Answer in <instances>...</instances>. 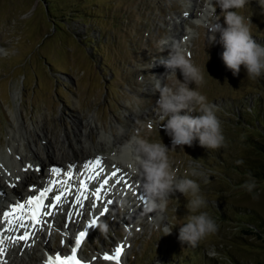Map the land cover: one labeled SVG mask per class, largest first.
Listing matches in <instances>:
<instances>
[{"label": "rangeland", "instance_id": "374dc122", "mask_svg": "<svg viewBox=\"0 0 264 264\" xmlns=\"http://www.w3.org/2000/svg\"><path fill=\"white\" fill-rule=\"evenodd\" d=\"M206 2L213 0H0L4 156L14 127L10 114L19 107L26 123H43L49 138L51 132L71 133L79 122L93 117L107 134L120 137V130H126L134 142L161 139L171 149L162 126L166 121L160 119L156 82H164L166 69L159 62L174 45L185 48L201 69L204 83L198 91L218 108L225 147L206 150L195 143L169 152L178 175L206 172L207 183L189 178L200 183L208 201L202 211L215 219L218 232L196 247L182 244L178 227L187 215V200L179 193L151 215L147 209L128 215L129 206L114 201V209L109 207L81 248L93 264H111L99 255L112 251L117 242L125 245L120 264H264V179L244 174L237 164L248 159L250 164H264V157L250 147L253 141L264 143L263 127L253 126L256 119L264 120V76L248 79L243 67L238 76L226 69L220 58L223 48L211 45L208 30L210 23L223 21L218 8L214 17L206 11ZM241 13L252 21L253 38L264 45V4L249 0ZM177 78L183 80L179 71ZM258 105L257 113L253 110ZM92 139L99 141L96 134ZM113 150L100 151L107 155ZM251 178L257 186L249 193L241 186ZM85 211L90 213V208ZM72 223L75 228L85 226L80 217ZM100 224L107 225L106 233ZM52 233L46 239L50 251L61 252L63 246L68 250L64 232ZM40 242H35V253L43 258ZM213 250L214 257L209 255Z\"/></svg>", "mask_w": 264, "mask_h": 264}, {"label": "clouds", "instance_id": "9594fccd", "mask_svg": "<svg viewBox=\"0 0 264 264\" xmlns=\"http://www.w3.org/2000/svg\"><path fill=\"white\" fill-rule=\"evenodd\" d=\"M248 3L249 0H213L206 2L205 7L213 17L219 9L223 22L210 23L208 30L211 45L219 44L223 48L220 58L226 69L233 76H238L243 67L248 79H257L264 76V45L253 38L252 21L241 13ZM261 3L264 4V0ZM159 64L165 67L166 72L162 76L164 82L159 79L156 82L159 91L157 105L160 119L166 121L162 126L171 138L172 146L169 149L161 139L159 142L136 139L133 171L143 178L150 210L165 209L177 193L186 198L187 215L178 227V238L182 244L196 247L219 230L215 219L202 211L208 206V201L201 193L200 183L189 178L195 176L207 183L208 177L202 170L178 175L169 152L175 151L177 146L184 151V146L193 147L195 143L206 150H218L226 146V138L222 121L217 115V106L208 102L207 97L198 91L204 83V74L189 59L186 49L174 45ZM177 71L182 75V81L177 78ZM169 80L173 81L171 85L167 83ZM192 84L197 88L191 87ZM242 163L237 161V164ZM256 186L255 178H251L241 187L252 193ZM99 228L101 232L108 231L106 224H100ZM165 230L169 231L167 228ZM209 255L214 257L217 254L213 250Z\"/></svg>", "mask_w": 264, "mask_h": 264}, {"label": "bare ground", "instance_id": "6f19581e", "mask_svg": "<svg viewBox=\"0 0 264 264\" xmlns=\"http://www.w3.org/2000/svg\"><path fill=\"white\" fill-rule=\"evenodd\" d=\"M198 7L197 3H195L194 8L196 9ZM206 11L210 12L208 8H206ZM10 117L14 127H12L11 145L8 147L9 154L8 156H4L0 152V191L3 192V194H1L0 203L8 204L18 196L23 197L22 195L32 194L34 189L45 188L48 186L49 180L63 179V176L57 178L50 175V169L53 167L65 171H67L70 166L71 168L74 167L76 171L73 172L79 177V174L85 171L83 167L84 164L89 160H94L99 157L103 161L105 175L113 171V166H115V168L121 170L119 174L122 175L127 182H131L132 185H130L129 189L125 190L121 187L122 183L115 186L114 183L110 182L109 186H107L102 194L104 203L97 201V207L92 208L90 207V201H84V207H89L90 213L86 212L85 208L80 210L84 215L77 216L75 221L80 217L85 226L93 219L98 223L103 217L99 214L100 210L105 206L113 208L116 196L121 199L120 201L126 200L131 208L129 212L133 211V209L137 212L145 211V208L141 210L140 207H138L141 201L137 199L138 196H141V198L147 196L143 188V178L133 171V166L136 164V148L134 147L136 144L128 138L126 130H120L122 137L114 136L111 131L107 134L103 126L100 125L95 118L88 117L85 123L79 122L77 128L72 130V134L68 130L59 136L51 132V138H49V133L44 131L45 127L42 122L36 127L26 123L22 117L20 107L12 111ZM93 134H96L99 139L97 144L94 143L92 139ZM72 135L74 138L73 140L70 139ZM111 147H114L115 150L107 155H102L101 149L109 152ZM37 168L41 170L36 171ZM99 183L100 181L96 180L93 182V185H99ZM72 184L74 189L78 188L79 180H73ZM10 185H15V187H11ZM93 185H90V188L93 187ZM72 200L73 197L69 196L67 198L68 202L63 206L64 211L57 213L55 217L48 218L51 227L44 226L43 229L37 231L33 239L29 240L23 247L15 246L11 244V242H6L4 246L7 248V254L2 257V259H6L8 264H44L45 257L42 258V255H37L35 253L38 249L34 241H38L39 238L41 239L40 245L42 250L40 252L46 255L51 252L46 239L51 237L53 235L52 232L56 231V229L62 233L64 232V234L67 233L62 239L64 244L69 245V242L73 240L72 238H74L73 236L77 230V228L74 227L76 223L73 224L71 221H68L66 215L67 212L77 210L76 208L69 207ZM109 200L112 201L111 204L107 203ZM145 205L148 206V200L145 202ZM152 213H155L154 210H151L150 215ZM20 231L16 233L9 232L6 235L12 237L13 235H19ZM27 245H31V247ZM64 247L65 246H63V251H67V247ZM51 253L54 252L52 251ZM93 260L94 259H86L85 262H87V264H93Z\"/></svg>", "mask_w": 264, "mask_h": 264}, {"label": "snow or ice", "instance_id": "6c2138e0", "mask_svg": "<svg viewBox=\"0 0 264 264\" xmlns=\"http://www.w3.org/2000/svg\"><path fill=\"white\" fill-rule=\"evenodd\" d=\"M83 167L85 171L81 172L79 177L72 171L71 166L67 171L57 167L51 168V176L57 178L63 176L64 178L49 180L48 186L40 190L37 195L29 197L24 202L17 201L6 210H0V226H2L0 227V264H8L6 259H2L7 254V248L4 246L6 242L23 247L29 240L33 239L37 231H41L44 226L51 227L48 218L55 217L57 213L64 211L63 206L68 202L67 198L69 196L73 197L69 207L77 210L67 212L66 215L68 221L75 222L77 216L84 215L80 211L84 208V201H90L91 207L96 208L97 201L104 203L102 194L110 182L120 184L124 179L119 174L121 170L115 168V166H113V171L105 175L103 161L99 157L87 161ZM40 170L39 168L36 169V171ZM77 179L79 180L78 188L74 189L72 181ZM96 180L100 181L99 185H93ZM124 184L125 187H130L127 181H124ZM90 185H93V187L90 188ZM10 186L15 187V185ZM107 203L111 204L112 201L109 200ZM109 211V208L105 206L100 210L99 214L104 216ZM96 223L95 219L91 220L87 230L79 231L74 240L69 242L70 254L62 251L49 252L46 254L45 264H87L82 258L78 257V250L81 248L86 236L91 234V230ZM17 231H20L19 235H13L12 237L6 235L9 232L16 233ZM27 246L31 247V245ZM123 251V247L118 246L115 248L114 254H104L102 259L104 261H115V264H120Z\"/></svg>", "mask_w": 264, "mask_h": 264}, {"label": "trees", "instance_id": "16d2710c", "mask_svg": "<svg viewBox=\"0 0 264 264\" xmlns=\"http://www.w3.org/2000/svg\"><path fill=\"white\" fill-rule=\"evenodd\" d=\"M259 109H260V106L258 105L257 108H255V110H253V111L257 112ZM263 111L264 110L260 111V112H262L261 115L263 114ZM256 121H257L256 125L253 124V126L255 128H258V127L262 128L263 127L262 128L263 130H261V133H262L264 131V120L262 118L261 119L258 118V119H256ZM250 147L253 148L256 152H259L260 155L262 157H264V143L253 141L252 143H250ZM245 161H244V163L241 164L242 168L244 169L243 172H245L244 174L247 173L250 176L264 179V164L262 165V164L258 163V161H254L253 162L254 164H252V163L250 164L249 159L245 160Z\"/></svg>", "mask_w": 264, "mask_h": 264}]
</instances>
